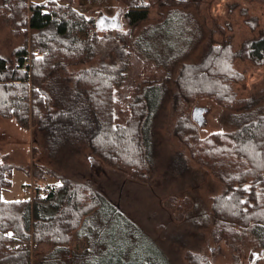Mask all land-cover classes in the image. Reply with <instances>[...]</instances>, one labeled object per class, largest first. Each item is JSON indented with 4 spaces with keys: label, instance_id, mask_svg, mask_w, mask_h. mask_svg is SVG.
Returning a JSON list of instances; mask_svg holds the SVG:
<instances>
[{
    "label": "trees",
    "instance_id": "16d2710c",
    "mask_svg": "<svg viewBox=\"0 0 264 264\" xmlns=\"http://www.w3.org/2000/svg\"><path fill=\"white\" fill-rule=\"evenodd\" d=\"M253 1L264 4V0ZM119 2L125 6V10L121 8V22L110 28L107 24L100 25L94 14L75 8L73 0L32 4L28 0H0V17L19 34H31L14 50V58L0 54V116L13 117L21 129L34 131L36 141L45 143L50 157L63 144L78 142L91 154V159L114 161L112 164L124 170L136 171L147 168L159 108L167 100L170 89L155 81L144 86L134 93L132 104L137 110L126 121L118 120L114 91L123 71L122 66H117L118 61L129 65L130 53H141L139 47L144 50L148 40L142 34L132 33L149 19L151 6L146 0ZM114 32L119 35L114 36ZM180 33V28L174 32L176 46L182 40ZM216 34L224 36L213 30L211 45H206L201 59L183 65L177 82L187 96L211 97L230 110L224 120L230 130L213 134L212 140L202 138L199 133L202 127L194 124L193 116L181 114L177 119L178 134L184 136L182 124L186 123L191 135L186 138L188 143L184 139L183 142L192 155L209 167L229 168L234 175L230 181L238 183L234 193L238 196L222 194L214 198L212 229L220 227L221 232L234 229L237 234L231 242L234 241L235 248L239 247L236 236L249 234L264 252V88L247 98H238L232 85L233 81L244 79L243 73L235 69L236 60L249 58L264 65V33L244 42L242 48H235L231 37L215 41ZM104 35L117 38L110 50L120 53L121 59L107 60L110 54L106 51L99 63L70 72L71 67L93 61L100 49L104 52L101 40ZM180 49L182 55L184 43ZM179 93L184 96L183 92ZM36 152L34 149V155ZM16 168L2 156L0 264H32L35 252L43 245L59 250L69 245L76 231L84 238L85 232L80 229L89 225L90 217L98 219L104 215L107 207L126 221L123 212L115 209L97 189L57 175L38 160L32 172L27 169L36 178L32 197L5 200L2 191L10 188ZM219 173L224 179L223 173ZM50 176L57 183L48 182ZM248 183L252 185L247 187ZM128 225L136 231L137 239L151 241L144 255L157 254L160 264H170L150 235L130 222ZM187 256L192 264H214L206 254L188 252ZM150 259L157 263L154 256ZM131 262L121 264H150L142 259ZM234 264L240 263L236 259Z\"/></svg>",
    "mask_w": 264,
    "mask_h": 264
},
{
    "label": "rangeland",
    "instance_id": "374dc122",
    "mask_svg": "<svg viewBox=\"0 0 264 264\" xmlns=\"http://www.w3.org/2000/svg\"><path fill=\"white\" fill-rule=\"evenodd\" d=\"M47 1L50 0H28L30 4ZM73 1L79 11L94 14L100 25L108 24L116 15L117 23H120L121 8L125 10L119 0ZM146 1L151 5L149 19L139 24L132 35L142 34L148 40L147 45L144 50L139 47L141 53H130L129 65H121L118 61L117 66H122L123 71L118 81L120 84L114 91V105L118 120L124 122L138 108L132 104L134 93L153 81L170 89L167 100L159 108L155 141L148 156L147 168L124 170L112 164L114 161L105 163L95 157L91 159V154L78 142L63 144L50 157L45 143L40 139L36 141L34 131L21 129L13 117L0 116V159L6 156L10 163L18 167L11 177L10 188L3 190L1 196L5 200L31 197V185L36 178L27 173V169L32 172L34 162L38 160L57 175L88 183L126 218L125 221L107 207L104 215L98 219L90 217L87 220L89 225L80 229L85 232L84 238L76 231L69 245L59 250L43 245L40 251L35 252L32 264H121L140 259L160 264L159 255L152 254L157 263L151 261V254L144 255L151 241L137 239L136 231L128 225L129 222L158 243L170 264H192L188 260V252L206 254L214 264H234L236 259L240 264H264V252L253 236L239 234L236 236L239 247L235 248L234 241L231 242L237 234L234 229L229 232H221L220 227L212 229L210 219L214 198L222 194L234 195L238 183L230 181L234 175L229 168L209 167L205 161L200 159L202 163L192 155L189 146L183 142L184 139L188 143L186 138L191 135L186 123L182 124L184 136L179 135L177 129L180 115L189 114L192 118L193 109L197 106L203 108L205 119L199 131L202 138L212 140L213 134L230 130L224 122L230 110L211 97L187 96L177 81L183 65L201 59L206 45H211L213 30L224 34L214 35L215 41L231 37L235 48H242L247 40L262 35L264 4L253 0ZM177 18L181 19L180 25ZM228 24L231 26L227 28ZM179 28V38L184 41L182 55V40L176 46L177 38L174 36ZM146 29L147 32L143 33ZM30 35L27 32L19 34L5 18L0 17V54L14 58V50ZM117 35L119 33L114 32V36ZM107 37L101 36L104 52L100 49L93 61L71 67L69 71L99 63L106 51L110 54L107 60L121 59L120 53L110 50L117 38ZM235 69L244 75L243 80L232 82L238 98H247L264 88V65L241 58L236 60ZM179 92H183L184 96ZM194 122L198 125V121ZM34 149H37L35 155ZM218 171L223 173L224 179ZM231 172L235 170L231 169ZM47 181L57 183L58 180L50 176ZM250 185L246 184L247 187ZM245 198L248 199V195ZM215 231L219 233L214 234Z\"/></svg>",
    "mask_w": 264,
    "mask_h": 264
},
{
    "label": "water",
    "instance_id": "95a60500",
    "mask_svg": "<svg viewBox=\"0 0 264 264\" xmlns=\"http://www.w3.org/2000/svg\"><path fill=\"white\" fill-rule=\"evenodd\" d=\"M118 21V15L114 16V18L111 19V21L107 24V26H109L110 28H115L117 27L119 24L117 23ZM100 29H103V26L100 27ZM203 108H198L197 106L193 109V119H195L196 121H198V125L200 127H202L203 125V119H204V115L202 114ZM197 115L200 117L198 118ZM205 120V119H204Z\"/></svg>",
    "mask_w": 264,
    "mask_h": 264
},
{
    "label": "built area",
    "instance_id": "2783aa9c",
    "mask_svg": "<svg viewBox=\"0 0 264 264\" xmlns=\"http://www.w3.org/2000/svg\"><path fill=\"white\" fill-rule=\"evenodd\" d=\"M32 195L34 194V185H31Z\"/></svg>",
    "mask_w": 264,
    "mask_h": 264
},
{
    "label": "crops",
    "instance_id": "0c3cea01",
    "mask_svg": "<svg viewBox=\"0 0 264 264\" xmlns=\"http://www.w3.org/2000/svg\"><path fill=\"white\" fill-rule=\"evenodd\" d=\"M2 158V157H1ZM1 160V159H0Z\"/></svg>",
    "mask_w": 264,
    "mask_h": 264
}]
</instances>
